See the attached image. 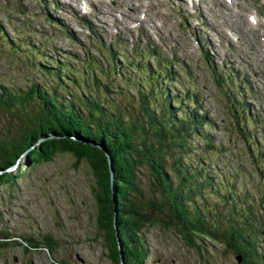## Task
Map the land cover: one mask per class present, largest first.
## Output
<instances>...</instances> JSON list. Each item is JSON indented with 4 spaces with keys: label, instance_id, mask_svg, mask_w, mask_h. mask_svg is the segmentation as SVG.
I'll use <instances>...</instances> for the list:
<instances>
[{
    "label": "rangeland",
    "instance_id": "rangeland-1",
    "mask_svg": "<svg viewBox=\"0 0 264 264\" xmlns=\"http://www.w3.org/2000/svg\"><path fill=\"white\" fill-rule=\"evenodd\" d=\"M0 29V85L12 89L30 83L49 89L57 80L55 74L42 72L37 63L54 66L57 59L78 71L90 55L98 63L95 70L107 81L110 61L94 51L98 42L91 41V34L104 43L117 41L116 62L122 65V73L110 77L112 90L96 96L106 109L137 105L130 84L137 86L133 80L142 77L137 67L141 64L131 49L148 44L166 59V65L172 59L175 64L170 69L180 75L182 86L171 83L170 88L178 93L196 88L212 118L211 138L224 147L199 153L204 158L200 161L196 151L184 157L198 161L208 172L215 163L220 171L232 170L243 159L232 149V131L226 129L223 91L244 90L251 110L264 115V0H0ZM28 42L41 47L43 54H31ZM83 51L86 56L80 59ZM144 60L156 65L153 59ZM212 75L219 78L214 80ZM55 91L60 96L66 91L78 93L65 83ZM6 119L12 122L0 111V122ZM24 154L7 170L14 176L12 182L0 186V264H111L94 226V180L87 162L57 152L49 162L32 164ZM137 182L142 198L152 194L143 164ZM254 182L244 172L235 188L251 195ZM205 197L208 205L217 202L212 192ZM160 221L164 218L142 230L147 250L144 264H241L220 242L203 238L205 250L187 247ZM45 238L50 239L51 251L42 244ZM257 239L264 249V225Z\"/></svg>",
    "mask_w": 264,
    "mask_h": 264
},
{
    "label": "trees",
    "instance_id": "trees-1",
    "mask_svg": "<svg viewBox=\"0 0 264 264\" xmlns=\"http://www.w3.org/2000/svg\"><path fill=\"white\" fill-rule=\"evenodd\" d=\"M51 4L56 6L55 2ZM91 35V41L98 42L97 47L93 45L94 51L110 61L111 69L106 68L110 77L122 73V65L116 62L120 57L117 41L104 43L96 33ZM18 45L16 42L15 47ZM31 47V54H43L41 47ZM129 52L137 57L142 74L133 80L137 86L130 84L137 101L134 109L133 103L123 109L103 107L96 96L97 92L106 95L112 90L110 77L107 81L101 78L92 55L78 71L57 59L54 66L37 63L42 72L55 74L57 80L49 89L37 83L15 89L0 85V111L12 119L0 122V186L12 182L14 176L7 169L25 150L32 164L49 162L57 152L68 153L75 162L85 160L93 175L94 226L111 264H119L114 230L123 264H144L147 250L142 230L163 218L159 223L172 228L189 248L205 250L204 238L220 242L226 251L239 256L241 264H264V249L257 239L264 225V115L251 110L244 90L223 91L226 129L232 131V149H237L243 159L232 170L220 171L215 163L208 172L200 167L198 161L204 158L199 153L224 147L211 138L212 118L203 109L196 88L180 93L170 88L171 83L182 86L180 75L170 69L175 62L169 59L166 65V59L148 44ZM85 54L83 51L80 59ZM144 58L153 59L156 65H149ZM64 83L75 86L78 93L56 94ZM103 151L111 164L112 191ZM193 151L199 154L196 163L184 159ZM222 162L229 164L228 160ZM142 164L152 185V194L146 198H142L137 182ZM244 172L255 180L254 194L235 188L237 177ZM207 192L216 196V203L204 202ZM110 193L116 202L115 220ZM42 244L51 251L49 238Z\"/></svg>",
    "mask_w": 264,
    "mask_h": 264
},
{
    "label": "water",
    "instance_id": "water-1",
    "mask_svg": "<svg viewBox=\"0 0 264 264\" xmlns=\"http://www.w3.org/2000/svg\"><path fill=\"white\" fill-rule=\"evenodd\" d=\"M39 140V139H38ZM89 143H91V142H89ZM102 150H103V148H102ZM26 152V150L24 151V153ZM104 153H105V156H106V160H107V167H108V171H109V188L111 189V191H112V170H111V164H110V160H109V157H108V154L106 153V151H103ZM3 171H4V169H3ZM110 198H111V203H112V212H113V214H114V216H113V220H115V199H114V197H113V195L110 193ZM113 226H114V223H113ZM114 228H115V226H114ZM114 230V229H113ZM114 236H115V242H116V246H117V250H118V257H119V264H123V262H122V259H121V256H120V252H119V250H120V247H119V244H118V238H117V236H116V231L114 230ZM239 256H236V261H238L239 262Z\"/></svg>",
    "mask_w": 264,
    "mask_h": 264
},
{
    "label": "clouds",
    "instance_id": "clouds-1",
    "mask_svg": "<svg viewBox=\"0 0 264 264\" xmlns=\"http://www.w3.org/2000/svg\"><path fill=\"white\" fill-rule=\"evenodd\" d=\"M9 169H10V167L7 170H9Z\"/></svg>",
    "mask_w": 264,
    "mask_h": 264
}]
</instances>
